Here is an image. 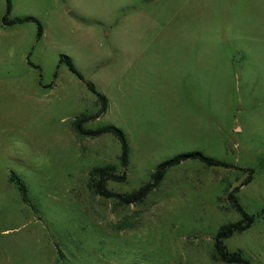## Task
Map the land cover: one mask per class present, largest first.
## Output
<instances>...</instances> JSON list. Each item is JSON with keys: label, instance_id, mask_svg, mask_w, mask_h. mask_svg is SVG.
<instances>
[{"label": "rangeland", "instance_id": "374dc122", "mask_svg": "<svg viewBox=\"0 0 264 264\" xmlns=\"http://www.w3.org/2000/svg\"><path fill=\"white\" fill-rule=\"evenodd\" d=\"M20 4L37 23L0 35V264H227L230 193L254 222L223 245L264 264V0ZM75 124L119 129L127 167L113 134ZM192 152L227 167L183 161L134 204L98 194L129 197Z\"/></svg>", "mask_w": 264, "mask_h": 264}, {"label": "trees", "instance_id": "16d2710c", "mask_svg": "<svg viewBox=\"0 0 264 264\" xmlns=\"http://www.w3.org/2000/svg\"><path fill=\"white\" fill-rule=\"evenodd\" d=\"M7 3V13H9L10 11V0H6ZM22 20H14L12 23H18L21 22ZM23 21H33L35 23H37V21L34 18H25L23 19ZM3 22L6 23V18L3 19ZM42 36V30L41 27L38 25V29H37V38H41ZM61 63H64L69 72L72 73L74 76H76L79 80L82 81V77L81 75L76 71V69L74 68L73 64L71 63L70 59L67 57H61L60 59ZM88 90L97 97L98 101L101 103L102 106V110L101 112H104L106 109V100L104 98V96H102L100 93H98L96 91V89L93 87V85L87 83L86 84ZM74 131L75 133H77V135L79 136H98L100 134H104V133H111L113 134L117 140L120 143L121 146V156H120V162L121 165L123 166V168H126L128 165V155H129V147H128V142L124 136V134L119 130L116 129L114 127H107V128H103L100 130H96V131H82L80 129V124L78 125H74ZM186 160H199L202 163H204L207 166L210 167H227L226 164L224 163H220L218 161L212 160L210 158L204 157L202 156L200 153L197 152H192V153H187V154H183L180 156H177L175 158H172L170 160L164 161L162 163H160L157 167V170L154 172V174L152 175L151 178V182L144 185L142 188H140L138 191H136L133 195L129 196V197H123L120 195H115L112 193H104L101 190V186L98 184L96 186L97 190H98V194L100 196L106 197V198H117L119 199L121 202H123L124 204H134L136 202L141 201L158 183H160L165 175V172L176 165H179L180 163H182L183 161ZM106 170L104 169H96L94 171H92L90 173V176H96V175H105ZM111 178L113 179H117V180H121L122 177H115L114 175H109ZM10 180L12 182H15L19 192L24 196L25 195V190L24 187L18 182V181H14L13 177L10 178ZM251 180V177H248V179L246 180L245 183L241 184L240 187H242L243 185L249 183ZM237 189H235L236 191ZM227 200L229 201V203L232 205V207L238 211L241 214L242 220L240 222L237 223H233L230 224L226 227H222L220 229V231L218 232L216 239H215V250L218 254L219 259L227 264H251L249 260H247L246 258H244L240 253H229L226 251L225 246L223 245V241L230 238L232 236L233 233L236 232H243L245 230H247L254 222V218L247 215L239 206L237 200L233 197V195L230 193L227 196Z\"/></svg>", "mask_w": 264, "mask_h": 264}, {"label": "crops", "instance_id": "0c3cea01", "mask_svg": "<svg viewBox=\"0 0 264 264\" xmlns=\"http://www.w3.org/2000/svg\"><path fill=\"white\" fill-rule=\"evenodd\" d=\"M22 2H23V0H10V11H9V13H7L6 0H0V35H2L1 32L3 30V32L6 35L11 34L12 37L16 38V39L19 38L20 40H23L25 38V36H27L25 24H27L29 22H32V23H35V22H33V21H23V19H25V18H32V17L27 16L26 14L22 15L20 13V7H21L20 3H22ZM145 12L149 13V14L152 13V12L154 13V6H152V7L151 6H147ZM4 18H6V21H7L6 23L3 22ZM17 19L22 20V21L18 22V23H15V22L12 23L14 20H17ZM89 84L93 85L92 83H89ZM93 87H94V85H93ZM86 88H87V86H86ZM87 90H88V88H87ZM129 152H130V150H129ZM251 180H250V182H251Z\"/></svg>", "mask_w": 264, "mask_h": 264}]
</instances>
